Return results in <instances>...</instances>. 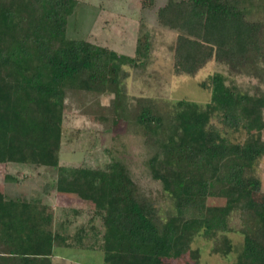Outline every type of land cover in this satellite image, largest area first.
Segmentation results:
<instances>
[{
    "label": "trees",
    "instance_id": "1",
    "mask_svg": "<svg viewBox=\"0 0 264 264\" xmlns=\"http://www.w3.org/2000/svg\"><path fill=\"white\" fill-rule=\"evenodd\" d=\"M247 1L255 0H170L160 8L159 25L178 33L173 70L192 74L209 58L239 72L256 65L262 57L260 29L246 21L245 12L235 11ZM150 3L142 2V7ZM76 4L0 0V165L54 169L55 191L93 204L87 208L92 213L87 230L80 227L74 239L82 245L87 232L101 230L102 264H198V253L190 249L192 237L209 239L227 232L235 216L243 242L233 264H264V195L252 175L264 155V95L240 92L223 75L200 84L210 91L203 108L187 101L174 105L171 133L159 139L158 150L147 161L151 177L175 200L173 212L161 216L121 162L102 169L59 165L67 93L118 97L121 66L136 60L66 38L67 19ZM137 43L148 50L145 37ZM137 121L144 128L162 124L149 109ZM227 131L244 133L245 140L232 142ZM173 190H179L175 199ZM212 199L219 203L210 204ZM41 202L18 193L8 198L0 185V264H51L55 246H68L66 237L53 230L51 207Z\"/></svg>",
    "mask_w": 264,
    "mask_h": 264
},
{
    "label": "rangeland",
    "instance_id": "2",
    "mask_svg": "<svg viewBox=\"0 0 264 264\" xmlns=\"http://www.w3.org/2000/svg\"><path fill=\"white\" fill-rule=\"evenodd\" d=\"M151 1L143 8L142 2ZM170 0H76V8L67 19L65 36L106 47L134 63L121 66L119 88L121 95L69 91L62 117L59 165L64 167L105 168L112 162L123 163L139 193L150 199L164 216L174 211L175 200L162 191L159 181L151 177L148 160L159 148V139H167L173 128L175 104L181 101L204 107L210 91L200 84L209 76L223 75L226 84L248 94L264 95V0L240 2L236 12L251 24L258 25L261 60L253 66L235 70L224 62L209 58L192 74L175 72L174 47L177 31L162 27L157 13ZM145 37L148 50L142 51L137 41ZM143 109L161 118L159 128H144L137 118ZM264 118V111H263ZM213 124L221 129L217 119ZM232 142H243L244 133L227 131ZM264 141V131L262 132ZM159 172H162L159 170ZM253 176L261 182L264 195V155L255 163ZM9 176L11 179H5ZM57 172L33 165L7 163L0 165V185L8 198L23 194L40 198L53 211V230L66 237L68 246H55L51 264H102L99 249L100 233L87 232L82 245L75 243L80 227L87 230L93 204L80 195L58 193L52 186ZM45 188L48 192H45ZM174 199L179 190H173ZM210 204H218L212 199ZM101 227L100 220L95 219ZM96 237V238H95ZM243 236L237 217H232L229 230L205 239L192 237L191 251L198 253V264H233L241 251ZM220 246L222 251L214 252Z\"/></svg>",
    "mask_w": 264,
    "mask_h": 264
}]
</instances>
